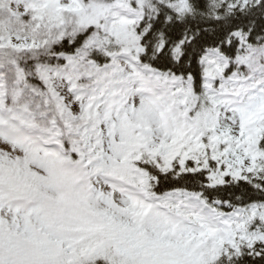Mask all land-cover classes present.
Returning a JSON list of instances; mask_svg holds the SVG:
<instances>
[{"label": "snow or ice", "instance_id": "6c2138e0", "mask_svg": "<svg viewBox=\"0 0 264 264\" xmlns=\"http://www.w3.org/2000/svg\"><path fill=\"white\" fill-rule=\"evenodd\" d=\"M0 264H264V0H0Z\"/></svg>", "mask_w": 264, "mask_h": 264}]
</instances>
